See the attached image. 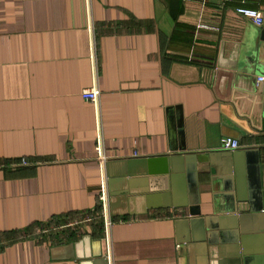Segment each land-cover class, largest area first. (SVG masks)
I'll return each mask as SVG.
<instances>
[{"label":"crops","instance_id":"1","mask_svg":"<svg viewBox=\"0 0 264 264\" xmlns=\"http://www.w3.org/2000/svg\"><path fill=\"white\" fill-rule=\"evenodd\" d=\"M237 7L264 16V0H0V231L82 219L103 181L109 198L108 160L183 151L196 155L198 205L211 214L207 157L223 137L258 147L264 162V118L250 92L214 73L258 27ZM94 85L97 105L81 96ZM139 168L116 184L107 233L93 236L91 222L51 224L7 246L0 264H93L100 245L106 263L97 264H210L202 247L176 242L191 184L167 174L165 189L164 174Z\"/></svg>","mask_w":264,"mask_h":264},{"label":"water","instance_id":"2","mask_svg":"<svg viewBox=\"0 0 264 264\" xmlns=\"http://www.w3.org/2000/svg\"><path fill=\"white\" fill-rule=\"evenodd\" d=\"M214 73L247 89L260 118H264V21L233 42L229 61L214 64ZM258 77L263 80L258 81ZM258 149L215 150L207 157L213 193L212 213L206 215L201 214L198 205L194 153L183 151L176 155L108 160L105 167L110 213L115 214L113 196L117 198L120 193L116 184L132 176L139 165V172L164 174L158 179L164 181L165 189L168 188L167 174H171V179L184 176L194 195L185 205L188 207L186 217L174 220L176 242L189 244L191 249L202 247V254L208 257L210 264H264V162ZM79 242L69 244L75 253L72 257H78L75 246ZM92 256L93 264L106 263L101 245L96 255H88Z\"/></svg>","mask_w":264,"mask_h":264},{"label":"built area","instance_id":"3","mask_svg":"<svg viewBox=\"0 0 264 264\" xmlns=\"http://www.w3.org/2000/svg\"><path fill=\"white\" fill-rule=\"evenodd\" d=\"M236 11L247 18L256 26H261L264 21V16L261 11L258 9L254 8H248V7H237ZM197 27L200 29H212V30H219L218 27L209 25L204 22H200L197 24ZM263 77H258V81H262ZM81 96L83 99L90 101L94 105H97L98 103V98H99V90L98 88L94 85L90 88L83 89L81 91ZM240 146V142L237 138L232 137V136H225L221 140V148L223 150H234L237 149ZM95 150L97 153V158L100 161V163H103L105 161V157L103 155V147H102V140L101 136L98 133L96 136V143H95ZM134 155L136 156L135 152ZM18 164V165H15ZM26 160H21L19 162H14L11 164V166H19V165H25ZM97 203L100 205V210L99 211H93L92 213L86 214L84 218L79 219L77 221L70 222L66 225L65 227L71 226L78 224L79 222H92V220L98 218L102 220L103 224V229L104 232L107 233L109 226L111 225V217L109 215V208H108V198L106 195V190H105V183L104 181L101 183L100 187V192L98 194L97 198ZM56 228V227H54Z\"/></svg>","mask_w":264,"mask_h":264},{"label":"trees","instance_id":"4","mask_svg":"<svg viewBox=\"0 0 264 264\" xmlns=\"http://www.w3.org/2000/svg\"><path fill=\"white\" fill-rule=\"evenodd\" d=\"M9 161H4V164H8ZM100 205L96 204L94 211H99ZM92 213V212H90ZM81 217L77 213H67L63 214L59 217H53L50 219L47 223H38L34 222L24 228V230L21 232L19 230H3L0 231V252L3 251L7 246L16 243L17 241L24 240L26 238H39L41 236L40 233L36 232L37 229L43 230V227H47L51 224L62 225L65 223H68L69 221H72L75 218ZM92 224V235L95 237H99L101 234H103V227H102V220L101 218L94 219L91 222ZM70 230V228H69ZM75 231L69 232V238L74 237Z\"/></svg>","mask_w":264,"mask_h":264}]
</instances>
